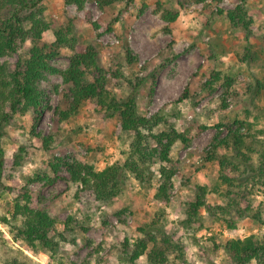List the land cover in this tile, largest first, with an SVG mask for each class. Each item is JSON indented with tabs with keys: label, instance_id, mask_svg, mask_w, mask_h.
<instances>
[{
	"label": "rangeland",
	"instance_id": "1",
	"mask_svg": "<svg viewBox=\"0 0 264 264\" xmlns=\"http://www.w3.org/2000/svg\"><path fill=\"white\" fill-rule=\"evenodd\" d=\"M95 1L87 0L84 8L79 9L75 4H67L66 0H44V17L50 28L43 35L42 42L51 43L56 30L72 23L78 47L92 44L97 50L111 93L122 97L134 89L140 113L147 117L155 114L168 116L179 132L191 130V143L183 146L177 142L172 151L176 174L171 183L169 203L165 205L152 197L158 183V165L153 167L155 175L150 187L131 179L122 196L106 203L89 195L77 201L74 198L76 187L63 169L51 185L34 183L25 186L24 178L38 170L43 162L49 176L53 177L46 164L52 157L94 163L97 170L124 159L123 139L129 133L98 109H81L68 121L58 122L53 109L59 104L63 106L59 75H49L47 81L42 82L51 110L44 113L36 130L43 136H50L53 147L44 151L41 139L30 136V113L15 116L6 125V136L0 142L5 165L19 146L27 148L34 163L16 173L12 183L5 182L25 186L32 196L33 207L45 210L57 221V228H61L60 223L68 216L84 223L86 231L83 234L74 242L67 234V242L60 246L64 264H84L85 261L88 264H120L119 242L124 238L135 239L137 228L150 221L158 208L165 211L167 232L181 240L185 261L180 264H229L222 250L214 251V244L250 235L261 237L263 224L249 218L235 219V227L229 228L221 218L210 216L203 210L200 212L201 222L193 225L196 231L194 241L185 235L178 222L182 218L183 203L194 200L195 185L210 187L217 180V165L206 160L210 141L218 133L216 126L220 123L229 126L236 119H244L247 117L245 110L249 108L252 132H264V97L255 110L248 106L245 93L254 80L264 76V41L261 37L264 34V0H244L254 22L249 37L232 28L226 17V13L242 0H181V3L177 0H123L104 10H99ZM158 2L163 9L177 14L173 23L161 20L156 11ZM29 48L30 44L26 42L18 52L0 59V62L8 61L13 65ZM125 48L137 57L138 64H127ZM71 54L68 49H62L52 65L58 70L65 69ZM247 54L251 59H247ZM144 64L149 68L140 72ZM117 66L122 73L118 78L111 75ZM160 67L163 69L149 100L148 74ZM214 71H221L235 81L233 89L238 98L227 100L228 106L224 110L220 108L221 89L209 93L204 88ZM139 80L142 84L134 88ZM187 86L191 98L177 103ZM200 127L205 129L198 133ZM220 130L224 136L226 129ZM263 135L257 138L262 139ZM252 194L251 203L262 210L264 220V187H254ZM11 198L10 193L3 194L0 201L2 216L9 217ZM206 202L216 204L218 200L215 195L208 194ZM13 257L26 264H48L45 254H32L15 243L9 226L0 223V262ZM138 264H147L146 258H141Z\"/></svg>",
	"mask_w": 264,
	"mask_h": 264
},
{
	"label": "trees",
	"instance_id": "2",
	"mask_svg": "<svg viewBox=\"0 0 264 264\" xmlns=\"http://www.w3.org/2000/svg\"><path fill=\"white\" fill-rule=\"evenodd\" d=\"M87 0H66L67 4H75L83 9ZM123 0H96L99 10H104ZM181 3V0H177ZM204 0H197L202 2ZM157 12L165 23H173L177 14L163 9L157 3ZM44 0H0V59L18 52L23 44L29 42L28 52L20 56L12 65L8 61L0 62V142L6 136L5 127L15 117L31 114L30 136L41 139L44 151L53 147V139L36 132L42 116L50 111L49 97L42 86L49 75H59L62 80L61 99L53 109L58 122H66L75 117L81 109H98L106 118L117 122L129 136L123 139L124 159L105 166L101 170L94 163L68 160L63 157H52L43 162L38 170L24 178L26 185L42 183L51 185L59 177L63 169L69 181L75 185L74 198L80 201L84 196H92L102 203L122 196L131 184V179L141 186L150 187L154 178L153 167L158 165V183L155 186L153 199L168 204L172 189V179L176 170L171 155L177 142L188 146L192 141L191 130L179 132L168 116L152 115L147 117L139 112L135 90L126 96L117 97L107 89V74L100 65L97 50L92 44L82 48L77 45V38L72 23L56 30L51 43H43V35L49 30L50 23L44 17ZM221 14V11H219ZM232 28L252 34L253 18L249 14L245 1L236 5L226 13ZM96 27V25L94 24ZM165 31H168L165 29ZM264 41V34L261 35ZM62 49L72 52L68 65L63 70L56 69L52 62L59 57ZM250 54V53H249ZM247 59H251V54ZM125 61L129 66L138 64L137 57L130 49L125 48ZM148 65L141 66L140 72H146ZM162 67L154 68L148 74L147 97L151 100L156 82ZM113 77H121L119 66L111 73ZM234 79L221 71H214L204 83V88L213 93L221 89L219 94L220 108L226 109L229 99H237L234 91ZM139 80L135 87H139ZM57 91V87H54ZM248 106L258 110V102L264 97V76L254 80L246 88ZM191 98L188 86L179 97L177 103ZM247 117L236 119L229 126L222 123L216 126L215 135L206 150V160L218 167L216 182L207 187L195 185L193 201H185L181 208L182 218L179 227L194 240L193 225L202 220L201 211L210 216L221 218L229 228H234L235 219L249 218L255 223L263 224L262 210L251 203L254 187H264V132H252L253 124L249 122L251 111L245 110ZM175 119L176 116H171ZM226 129L221 136L220 129ZM205 128H198V133ZM258 135H263L262 139ZM92 152V150H91ZM32 156L27 148L19 146L12 154L8 165H5L0 148V201L4 193H10L11 209L9 217L0 214V223L8 225L15 243L32 254H45L48 264H64L60 255V246L67 242L66 235L72 242L86 230L84 223L78 218L66 217L57 228V221L45 210L33 207L32 196L25 186L17 187L15 174L28 165L33 164ZM208 194L215 195L218 202H206ZM165 211L158 208L150 221L137 228L138 236L133 239L124 238L119 242L120 264H138L143 257L147 264H180L185 261V252L180 238L169 234L165 228ZM195 241V240H194ZM196 243V242H195ZM222 250L229 264H264V234L261 237L250 235L243 239H228L214 244V251ZM0 264H26L17 257ZM84 264H88L85 261Z\"/></svg>",
	"mask_w": 264,
	"mask_h": 264
}]
</instances>
